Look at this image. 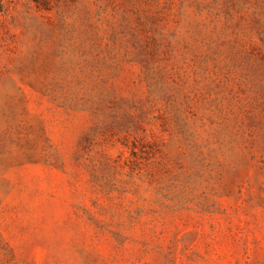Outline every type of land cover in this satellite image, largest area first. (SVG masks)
<instances>
[{
	"label": "rangeland",
	"instance_id": "obj_1",
	"mask_svg": "<svg viewBox=\"0 0 264 264\" xmlns=\"http://www.w3.org/2000/svg\"><path fill=\"white\" fill-rule=\"evenodd\" d=\"M0 264H264V0H0Z\"/></svg>",
	"mask_w": 264,
	"mask_h": 264
}]
</instances>
